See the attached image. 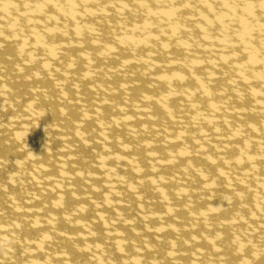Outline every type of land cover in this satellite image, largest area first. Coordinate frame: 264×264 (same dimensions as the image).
I'll list each match as a JSON object with an SVG mask.
<instances>
[{
	"label": "bare ground",
	"instance_id": "1",
	"mask_svg": "<svg viewBox=\"0 0 264 264\" xmlns=\"http://www.w3.org/2000/svg\"><path fill=\"white\" fill-rule=\"evenodd\" d=\"M0 264H264V0H0Z\"/></svg>",
	"mask_w": 264,
	"mask_h": 264
}]
</instances>
